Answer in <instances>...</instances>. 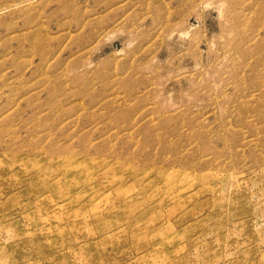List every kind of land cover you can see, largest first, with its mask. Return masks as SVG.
<instances>
[{
	"label": "rangeland",
	"instance_id": "1",
	"mask_svg": "<svg viewBox=\"0 0 264 264\" xmlns=\"http://www.w3.org/2000/svg\"><path fill=\"white\" fill-rule=\"evenodd\" d=\"M0 264H264V0H0Z\"/></svg>",
	"mask_w": 264,
	"mask_h": 264
}]
</instances>
